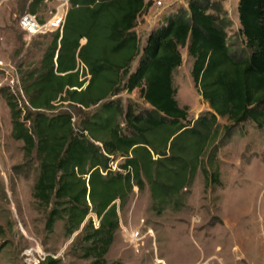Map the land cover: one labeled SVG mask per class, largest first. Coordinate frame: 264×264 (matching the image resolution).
I'll return each mask as SVG.
<instances>
[{
  "label": "trees",
  "instance_id": "16d2710c",
  "mask_svg": "<svg viewBox=\"0 0 264 264\" xmlns=\"http://www.w3.org/2000/svg\"><path fill=\"white\" fill-rule=\"evenodd\" d=\"M45 1L21 3L37 17ZM153 2L68 0L38 63L19 68L16 90L0 87L11 135L24 161L37 163L32 197L48 209L45 227L63 220L66 235L79 231L90 264H106L134 187H148L161 213L179 204L198 170L207 186L220 184L217 152L239 123L264 127V0L237 1L240 45L228 42L220 0H188L140 44L138 18ZM182 47L209 106L194 119L175 98ZM135 89L144 106L122 103L120 94Z\"/></svg>",
  "mask_w": 264,
  "mask_h": 264
},
{
  "label": "rangeland",
  "instance_id": "374dc122",
  "mask_svg": "<svg viewBox=\"0 0 264 264\" xmlns=\"http://www.w3.org/2000/svg\"><path fill=\"white\" fill-rule=\"evenodd\" d=\"M225 16L229 43L241 44L237 14L238 0H220ZM22 0L0 3V87L17 89L19 68L38 63L51 33L24 36L18 18L26 10ZM188 0H162L152 3L138 18L136 31L140 44L149 30ZM68 4L48 0L37 11L40 19L54 20L57 29ZM84 41V40H83ZM181 64L173 73L175 98L186 106L189 119L209 110L194 85L192 58L186 47L180 48ZM82 69V66H80ZM122 103L128 99L144 106L137 89L123 91ZM222 126L229 121L217 117ZM22 142L11 135V120L5 100L0 96V264H90L83 256L79 231L66 235L64 221L51 230L45 227L48 209L39 208L32 197L37 163L24 161ZM117 159L112 166L120 163ZM216 166L220 184L207 186L200 170L185 191L179 204H170L157 213L152 208L148 187L133 188L125 207L118 211L119 228L104 258L106 264H264V127L251 120L239 123L229 141L219 147ZM95 221V216L92 215ZM140 228L146 234L135 251L125 230Z\"/></svg>",
  "mask_w": 264,
  "mask_h": 264
},
{
  "label": "built area",
  "instance_id": "2783aa9c",
  "mask_svg": "<svg viewBox=\"0 0 264 264\" xmlns=\"http://www.w3.org/2000/svg\"><path fill=\"white\" fill-rule=\"evenodd\" d=\"M2 1H5V0H0V3ZM62 1L68 4V0H62ZM153 1L154 3L158 5H162V0H153ZM18 23H19V27L21 31L24 33V36H28V37L43 35L53 30L56 31L57 29H60L62 25L61 23V25L57 27V29H53L52 26H53L54 20L50 19V20H46V21L44 20L43 22H40L34 14L29 13L28 11H24L19 16ZM95 224H97L96 220H95ZM150 232H152V230L149 228L146 230L145 234L141 232L140 228L125 230L126 237L135 251H138L140 249V246H141L140 244L143 243L144 236L146 234H150Z\"/></svg>",
  "mask_w": 264,
  "mask_h": 264
}]
</instances>
